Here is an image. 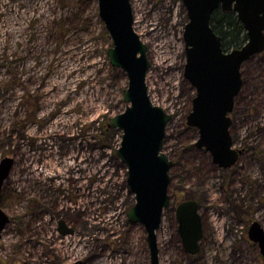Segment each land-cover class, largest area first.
<instances>
[{
  "label": "rangeland",
  "instance_id": "obj_1",
  "mask_svg": "<svg viewBox=\"0 0 264 264\" xmlns=\"http://www.w3.org/2000/svg\"><path fill=\"white\" fill-rule=\"evenodd\" d=\"M131 1L135 30L148 46L151 99L172 115L163 145L173 165L170 204L157 230L160 264H264L259 243L249 236L254 221L264 228V51L242 66L243 85L230 114L233 146L242 154L235 165L221 168L208 150L196 146L198 129L187 124L196 89L185 77L188 17L183 0ZM111 46L98 0H0V160L18 150L20 166L31 169L22 153L32 136L23 125L58 128L47 138L62 140L55 152L63 173L56 217L70 220L77 236L86 239L76 259L83 264H99L106 257L121 264H150L145 227L128 218L136 200L128 167L116 152L123 132L109 126L113 116L126 110L129 83L126 72L110 62ZM42 133L34 137L45 143ZM74 153L79 160L72 158ZM82 153L87 157L80 161ZM68 156L73 167L65 175L62 161ZM76 161L91 164L82 186L77 185ZM43 169L56 170L53 164ZM100 175L108 177L104 187ZM71 178L74 184L68 187ZM79 188L90 192L81 195ZM8 193L6 184L2 207L17 217L23 212L11 210ZM187 199L199 202L203 221L196 254L186 250L178 230L176 207ZM109 211L115 214L110 217ZM19 217L2 233L0 264L70 262L60 248L54 252L44 245L51 221L33 232L37 242L25 244L28 228Z\"/></svg>",
  "mask_w": 264,
  "mask_h": 264
},
{
  "label": "water",
  "instance_id": "obj_2",
  "mask_svg": "<svg viewBox=\"0 0 264 264\" xmlns=\"http://www.w3.org/2000/svg\"><path fill=\"white\" fill-rule=\"evenodd\" d=\"M187 10L184 28L186 49L185 77L196 89L187 124L196 127L198 148L210 152L213 162L229 168L240 157L234 148L230 127L235 99L243 85L242 66L264 51V0H183ZM99 15L112 39L108 50L110 62L128 76L124 94L126 110L110 119V126L119 128L122 140L118 156L128 167L127 182L135 194V204L128 212L132 223H141L147 232L150 264H160L157 230L164 209L170 204L168 188L173 162L163 152L167 125L172 115L153 102L147 84L151 63L148 46L134 27L131 0H98ZM221 7L234 11L247 32V42L230 50L223 48L222 37L211 25L213 12ZM13 159L0 161V198L3 183ZM178 230L187 251L196 254L203 236L199 202L187 199L176 207ZM0 205V236L9 223ZM264 254V228L254 221L249 230Z\"/></svg>",
  "mask_w": 264,
  "mask_h": 264
},
{
  "label": "flooded vegetation",
  "instance_id": "obj_3",
  "mask_svg": "<svg viewBox=\"0 0 264 264\" xmlns=\"http://www.w3.org/2000/svg\"><path fill=\"white\" fill-rule=\"evenodd\" d=\"M23 126H24L23 128L24 132H29V134L32 136V138L29 139L31 144L28 147V151L26 153H22V155H24L25 157L23 161H27L26 162L27 165L25 164L26 167H29V165L31 164L32 168L31 169L25 168L24 163H23L24 168L21 167L20 162L18 161L20 152L18 150L15 151L14 149L9 150L8 156L5 157L12 158L13 164L11 166L8 176L6 177L3 183L1 198H0L1 208L4 210V208L2 207V196H3V190L7 184L9 191L8 196L10 197L11 200V210L15 211L18 208H21L23 212L22 214H20L22 221L25 222L28 228V234H27L28 236L27 238H24L25 244H32L34 242H37L36 241L37 237L33 234V232L37 231L36 229L41 230V225H40L41 223H47V222L49 223V221H51L48 229V236H46L43 239L45 241L44 245L46 246L48 244L47 249L49 250L52 249L54 252H55L54 249L55 247L60 248L64 253L63 255L66 254V256L69 257L70 259V262L67 264H83L82 258H80L79 260L76 259V257L79 256L78 254L76 256V254H72L68 250L73 246L72 240L68 239L69 238L68 236H73V235L77 236L76 227L74 226V223H72L70 220H68L67 218L63 217L60 214L58 215V217H56L59 209H61L62 207L61 205L62 188L59 184L61 183V179H62L61 176L63 173L59 161L58 159H56L58 156L55 152L57 150H60L62 140L59 139V137H53L49 140L47 138H49L51 135H54L52 134L53 130L55 131L59 129L58 128L56 129L54 127L52 130V126L31 127L29 124H24ZM36 132H43L42 136L43 134H45V138L43 140L45 143H42V139H36L34 137V133ZM42 144L44 146L51 145V147L54 144L55 149L52 150L48 148H43ZM37 150H39V152H37ZM241 154H242V150L240 153V157ZM74 155L75 157L73 159L79 160L77 154L74 153ZM81 159H82V155H81ZM70 162L73 161L69 158V156L63 159L62 161L63 163L62 165H64L63 172L66 171L67 169L69 170L70 165L68 163ZM52 164L55 166L56 170L53 169L52 171H50L48 169H43L45 165H52ZM76 169H79L81 173L80 176L78 175L76 176V178L78 179L77 185L79 186L80 182H83L82 180H84V177L86 176V174L84 173L85 168L79 167L77 165ZM88 172H89L88 175H90L91 172L89 169ZM64 174L66 175L67 173L64 172ZM100 178L101 177H99V179ZM88 179L90 180V178ZM101 179L108 184V177H102ZM70 184H74L72 178L69 181H67L68 187ZM84 190H85L84 188L78 189V191L81 192V195L82 192H84ZM88 192H90V188H88L87 192L84 193L86 194ZM168 194H169V188H168ZM167 207H169V205ZM6 213L10 219L8 224H10L12 221L19 220L20 218L19 214L17 215V217H14L11 213L9 212ZM36 233L38 234V232ZM1 237L2 234L0 238ZM82 240L84 241V245H85L86 239H82ZM63 241L65 244H62ZM49 257L52 258L50 255Z\"/></svg>",
  "mask_w": 264,
  "mask_h": 264
},
{
  "label": "trees",
  "instance_id": "obj_4",
  "mask_svg": "<svg viewBox=\"0 0 264 264\" xmlns=\"http://www.w3.org/2000/svg\"><path fill=\"white\" fill-rule=\"evenodd\" d=\"M211 25L222 37L223 48L227 51L239 48L247 42V32L234 11L216 9L212 15Z\"/></svg>",
  "mask_w": 264,
  "mask_h": 264
},
{
  "label": "bare ground",
  "instance_id": "obj_5",
  "mask_svg": "<svg viewBox=\"0 0 264 264\" xmlns=\"http://www.w3.org/2000/svg\"><path fill=\"white\" fill-rule=\"evenodd\" d=\"M75 157V155L72 157V158H74ZM85 157H87V154L86 153H83L82 154V159H84ZM82 159H80V161L82 160ZM97 160H96V162L95 163H99V161H100V159H98V158H96ZM92 161L94 162V160L92 159ZM69 165H71L72 167H73V162H70V163H68ZM100 165H98L97 166V168H100V166H101V163H99ZM77 165L79 166V167H84V168H88V167H91V164L90 165H88V164H83L82 162H78L77 163ZM93 168V167H92ZM76 169V168H75ZM74 169V170H75ZM89 170H90V172H91V169L90 168H88ZM102 174H105V173H102ZM100 177L102 178V177H105V175H100ZM101 182H102V186L104 187L106 184V182L105 181H103V180H101ZM84 181L83 182H80V184H79V186H82V185H84ZM89 196H91V195H89ZM84 200L82 199V202H83ZM82 202H80V204L82 203ZM115 214V213H114ZM113 213H111L110 211H109V213H108V216H112V215H114ZM69 238L68 239H71L72 240V243H73V246L71 247V248H69L68 250L72 253V254H76V256H77V254L79 255L80 254V252H82L83 251V248H84V241L81 239V238H79V237H77V236H75V235H73V236H68ZM99 264H121V260H119V259H117V258H110V257H106V258H104V259H102L101 261H100V263Z\"/></svg>",
  "mask_w": 264,
  "mask_h": 264
}]
</instances>
